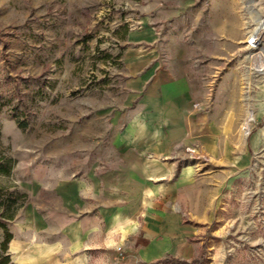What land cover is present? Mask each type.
<instances>
[{
	"label": "rangeland",
	"instance_id": "1",
	"mask_svg": "<svg viewBox=\"0 0 264 264\" xmlns=\"http://www.w3.org/2000/svg\"><path fill=\"white\" fill-rule=\"evenodd\" d=\"M144 17L160 67L189 77L209 118L183 165L227 206L225 232L199 264H264V72L248 59L264 44L247 43L264 0H0V244L30 213L32 181L95 164L111 118L136 108L126 57ZM236 108L240 121L225 122ZM190 145L210 162L189 158Z\"/></svg>",
	"mask_w": 264,
	"mask_h": 264
},
{
	"label": "crops",
	"instance_id": "2",
	"mask_svg": "<svg viewBox=\"0 0 264 264\" xmlns=\"http://www.w3.org/2000/svg\"><path fill=\"white\" fill-rule=\"evenodd\" d=\"M151 23L142 18L128 40L130 100L137 104L111 118L110 156L32 181L30 213L10 228L14 264H120V245L122 264H199L212 237L225 232L218 223L226 200L183 165L184 146L209 118L193 109L200 97L189 77L160 67ZM241 117L236 108L235 120L223 119Z\"/></svg>",
	"mask_w": 264,
	"mask_h": 264
},
{
	"label": "bare ground",
	"instance_id": "3",
	"mask_svg": "<svg viewBox=\"0 0 264 264\" xmlns=\"http://www.w3.org/2000/svg\"><path fill=\"white\" fill-rule=\"evenodd\" d=\"M251 38H253L256 42L255 48L257 47V45L260 46L264 44V20L260 23L255 33L251 35ZM248 59L252 61V69L255 70L256 73L264 72V49L260 50L259 52L250 53Z\"/></svg>",
	"mask_w": 264,
	"mask_h": 264
},
{
	"label": "built area",
	"instance_id": "4",
	"mask_svg": "<svg viewBox=\"0 0 264 264\" xmlns=\"http://www.w3.org/2000/svg\"><path fill=\"white\" fill-rule=\"evenodd\" d=\"M247 43L251 47L252 50L257 49V47H258V45H257V47L255 48L256 42L254 41L253 38L248 39ZM194 108L196 111H202L204 109V104L203 103H196L194 105ZM187 153H188L189 158H191L192 160L200 161L203 163H208L211 160V158L208 154H206L204 151L197 149L195 147H188ZM116 250L120 256H123V254H124L123 246H121V245L117 246Z\"/></svg>",
	"mask_w": 264,
	"mask_h": 264
},
{
	"label": "trees",
	"instance_id": "5",
	"mask_svg": "<svg viewBox=\"0 0 264 264\" xmlns=\"http://www.w3.org/2000/svg\"><path fill=\"white\" fill-rule=\"evenodd\" d=\"M22 125V124H21ZM5 228V227H4ZM12 234L6 230V233H5V238L4 240L2 241V243L0 244V250L5 252V256H4V259L3 261H0V264H14V263H11V258L10 256L7 254V250H8V244L9 242L11 241L12 239Z\"/></svg>",
	"mask_w": 264,
	"mask_h": 264
}]
</instances>
